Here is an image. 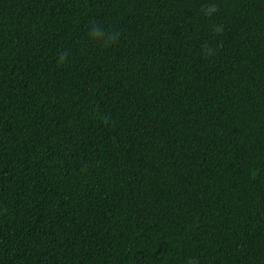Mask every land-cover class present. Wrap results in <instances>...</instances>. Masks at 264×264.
Segmentation results:
<instances>
[{"label":"trees","instance_id":"trees-1","mask_svg":"<svg viewBox=\"0 0 264 264\" xmlns=\"http://www.w3.org/2000/svg\"><path fill=\"white\" fill-rule=\"evenodd\" d=\"M190 261L264 264V0H0V264Z\"/></svg>","mask_w":264,"mask_h":264},{"label":"clouds","instance_id":"clouds-1","mask_svg":"<svg viewBox=\"0 0 264 264\" xmlns=\"http://www.w3.org/2000/svg\"><path fill=\"white\" fill-rule=\"evenodd\" d=\"M217 9L215 8V6H212V7H210L208 10H207V12H206V14H211V12H214V11H216ZM222 29L221 28H217L216 29V31H221ZM92 32H93V34L95 35V36H100V35H102V33L100 32V30L99 29H96L95 27H93V29H92ZM112 39H115V37H112ZM66 59V57L65 56H61V62H63L64 60ZM189 264H194V262H192V261H190L189 262Z\"/></svg>","mask_w":264,"mask_h":264}]
</instances>
